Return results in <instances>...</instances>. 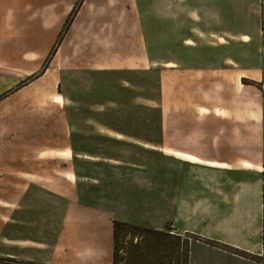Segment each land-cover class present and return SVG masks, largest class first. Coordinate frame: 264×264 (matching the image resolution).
Returning <instances> with one entry per match:
<instances>
[{"label":"crops","instance_id":"obj_1","mask_svg":"<svg viewBox=\"0 0 264 264\" xmlns=\"http://www.w3.org/2000/svg\"><path fill=\"white\" fill-rule=\"evenodd\" d=\"M78 2L0 0V264H113L114 221L187 240L188 264H264V102L201 108L217 118L169 151L127 131L146 126L147 58L210 94L258 91L264 0H155L150 21L146 0H82L64 30ZM28 111L40 129L18 133Z\"/></svg>","mask_w":264,"mask_h":264},{"label":"rangeland","instance_id":"obj_2","mask_svg":"<svg viewBox=\"0 0 264 264\" xmlns=\"http://www.w3.org/2000/svg\"><path fill=\"white\" fill-rule=\"evenodd\" d=\"M146 2H147L146 20H149L150 18L149 12L155 11L154 9H152L155 0H146ZM77 5L78 4H76V6ZM262 26L264 32V20ZM153 40L154 39L152 38V41ZM161 44H162L163 55L167 53L168 56V32L165 33V38L161 40ZM152 59L154 58H147L148 61L146 63L145 77H142V75H140L139 77L140 101L142 100V97H145V101H146L145 102L146 126L144 130L143 127L142 128L136 126L127 127V131L130 134H144L147 139H151V140L156 139L158 137L157 135H162L161 146L155 148L150 145H147L146 146L147 149L145 152L151 151L152 153V151L155 149L156 150L160 149L162 151H169L172 142L175 147L181 145V143H179L180 141L179 138L181 135L187 134V130L189 129L191 130L192 128L196 129L197 126H198L197 128H199L200 119L205 118L207 120H211L217 118L214 115L203 113L204 111L201 110V108L203 107H207L208 105L217 104V103L226 104V103L236 102V103H241L243 105V108L249 109L248 111H243L242 109V117H246L245 114H247V117L248 116L250 117V115L251 117H253L255 113L254 112L251 113L250 111L251 108L254 107H251L250 105L264 102V82L263 84L256 85L258 91H254L253 89L246 87V88H242V92L237 93L236 95H214L207 92L206 87L210 81L208 78H204L202 76L201 78L190 79L188 82L183 77L177 74H174V78H171L169 65H168L169 58H161V63L163 64L162 66H159L158 62L154 64L151 61L150 63V60ZM242 84L250 85L248 81H243ZM120 99L125 103L131 101L128 98L122 100V97H120ZM52 100L53 98L51 97L49 130L51 135L57 136L58 134H62L63 128L59 124V120H58L59 117L57 112L54 111L52 108ZM130 106L131 105H128V107H124L122 112L120 111L117 114L116 113L117 111H115V109L119 108V106L116 107L114 105L113 107L114 121H117V118L120 120L121 113L124 116H128L130 119L131 117ZM108 114L111 115L113 114V112H111V114L110 113ZM202 114H205V116H203ZM95 115H97V118H101L98 112L93 111L92 117H94ZM20 116L23 115L19 114V119L17 122L18 133L21 132L25 134H30V133H35L37 131V127L38 129H40V125L37 123V121L40 120L32 116V112L29 111L27 112V118L25 119V121L21 120ZM43 129L45 130L44 127ZM73 129L75 130L76 128ZM95 130L99 134H112L109 131H106V129L89 127V126L83 127L82 133H90V132L94 133ZM65 133L66 134L70 133V130H68V128H65ZM104 149L109 150V146H107ZM142 155L143 152L142 154H140L139 160L143 158ZM147 157L153 159L152 155L147 154L146 158ZM139 227H143V226H139ZM128 230L130 229H127V231ZM120 240L123 241L130 240V236L127 235L123 239L120 238ZM163 242L166 245L168 244L167 250L165 251V253H162L165 259L164 264H171L170 257L174 259L175 255L171 254L170 248L172 249V247L176 246L178 242L176 243L174 239H170L167 236L163 238ZM120 247H122V245H120Z\"/></svg>","mask_w":264,"mask_h":264},{"label":"trees","instance_id":"obj_3","mask_svg":"<svg viewBox=\"0 0 264 264\" xmlns=\"http://www.w3.org/2000/svg\"><path fill=\"white\" fill-rule=\"evenodd\" d=\"M82 0H79L78 5ZM78 5L72 10L66 22L65 30L70 25L75 16ZM264 226V221H263ZM264 228V227H263ZM127 229H130L127 231ZM170 228H165L169 230ZM129 235L130 240L123 241ZM167 236L164 230H154L139 227L134 224L113 222V264H164L165 259L162 253L167 250L168 244H164L163 238ZM178 243L171 249L173 259L172 264H188V244L187 240L175 237ZM135 240V241H134ZM180 241V243H179ZM122 245V247H120ZM0 263H14L11 260L0 258Z\"/></svg>","mask_w":264,"mask_h":264}]
</instances>
